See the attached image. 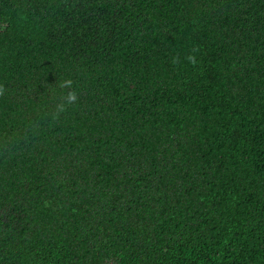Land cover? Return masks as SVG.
Segmentation results:
<instances>
[{"label": "trees", "instance_id": "trees-1", "mask_svg": "<svg viewBox=\"0 0 264 264\" xmlns=\"http://www.w3.org/2000/svg\"><path fill=\"white\" fill-rule=\"evenodd\" d=\"M0 86V264H264V0H0Z\"/></svg>", "mask_w": 264, "mask_h": 264}, {"label": "clouds", "instance_id": "clouds-1", "mask_svg": "<svg viewBox=\"0 0 264 264\" xmlns=\"http://www.w3.org/2000/svg\"><path fill=\"white\" fill-rule=\"evenodd\" d=\"M189 60L194 62L193 57H189ZM57 87L61 90L58 94V100L55 105L54 116H59L64 113L69 106L74 105L78 101V94L75 90L64 92L63 90L73 88V80L70 78H63L58 81ZM3 87L0 86V94H3Z\"/></svg>", "mask_w": 264, "mask_h": 264}]
</instances>
